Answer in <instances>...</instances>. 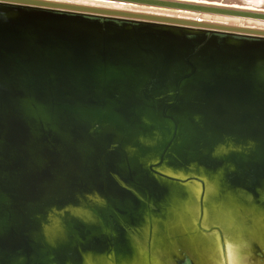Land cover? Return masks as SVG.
Here are the masks:
<instances>
[{
	"label": "water",
	"instance_id": "water-1",
	"mask_svg": "<svg viewBox=\"0 0 264 264\" xmlns=\"http://www.w3.org/2000/svg\"><path fill=\"white\" fill-rule=\"evenodd\" d=\"M197 25L0 0V264H264V32Z\"/></svg>",
	"mask_w": 264,
	"mask_h": 264
},
{
	"label": "bare ground",
	"instance_id": "bare-ground-1",
	"mask_svg": "<svg viewBox=\"0 0 264 264\" xmlns=\"http://www.w3.org/2000/svg\"><path fill=\"white\" fill-rule=\"evenodd\" d=\"M59 1L72 2L78 5L89 6L94 8L111 9V10H119V11H131V12H138L150 16L152 15L159 17H169L176 20L190 21L198 24L197 26L194 27H200V28H203L201 25H208V26L220 27L224 29L243 28V29H253L252 31H256V32H260V31L264 32V21L223 16V15H213L209 13L196 12L189 9L159 7L153 5H140V4H132V3L116 2V1H108V0H59ZM162 1L184 3L186 5H196L195 3H190L188 1H183V0H162ZM208 1H221V0H208ZM232 1H237V0H222V3H231ZM253 2L257 5L256 7L261 8V5H264V3H257V1H253ZM243 263H244L243 259H228V264H243Z\"/></svg>",
	"mask_w": 264,
	"mask_h": 264
},
{
	"label": "rangeland",
	"instance_id": "rangeland-1",
	"mask_svg": "<svg viewBox=\"0 0 264 264\" xmlns=\"http://www.w3.org/2000/svg\"><path fill=\"white\" fill-rule=\"evenodd\" d=\"M186 216H181V215H179L178 216V218L177 219H179V220H184V218H185ZM139 251H138V254H139V257H138V259H146V258H148V253L145 251V250H143V249H138Z\"/></svg>",
	"mask_w": 264,
	"mask_h": 264
}]
</instances>
